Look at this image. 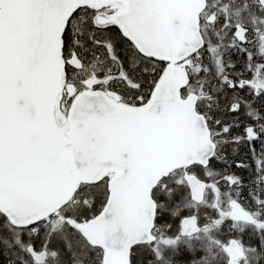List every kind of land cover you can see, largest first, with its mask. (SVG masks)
Listing matches in <instances>:
<instances>
[{
	"label": "snow or ice",
	"instance_id": "6c2138e0",
	"mask_svg": "<svg viewBox=\"0 0 264 264\" xmlns=\"http://www.w3.org/2000/svg\"><path fill=\"white\" fill-rule=\"evenodd\" d=\"M0 264H264V0H0Z\"/></svg>",
	"mask_w": 264,
	"mask_h": 264
}]
</instances>
